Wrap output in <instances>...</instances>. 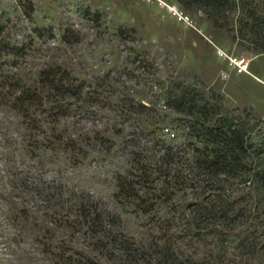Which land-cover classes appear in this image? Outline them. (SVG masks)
<instances>
[{
  "label": "rangeland",
  "instance_id": "rangeland-1",
  "mask_svg": "<svg viewBox=\"0 0 264 264\" xmlns=\"http://www.w3.org/2000/svg\"><path fill=\"white\" fill-rule=\"evenodd\" d=\"M229 16L214 26L203 11L176 0H0V264H74L79 253L97 264H132L107 236L101 238L105 247L93 246L96 237L80 210L95 204L118 215L120 228L113 232H122V242L153 240L154 221L167 204L148 201L144 206L154 202V209L143 215L114 199L115 176L135 180L138 160L154 170L161 193H174V204L191 200L189 190L178 191L179 174L172 171L187 173L186 166L162 172L164 164L153 157L158 140L185 150L179 155L186 159L195 142L186 136L187 120L163 106L162 84L169 80L220 95L225 113L248 124L253 148L247 164L264 168V53L238 34L240 7ZM217 49L250 59L241 73L248 76H231L235 71ZM48 67L62 68L90 90L108 77L115 96L133 98L155 116L121 114L107 106L115 97L103 93L99 104L68 100L55 122L49 106L36 111L34 128L18 114L14 97L36 87ZM155 124L163 128L158 137L143 134ZM227 190L231 198L255 197L237 181ZM259 229L264 232V224Z\"/></svg>",
  "mask_w": 264,
  "mask_h": 264
},
{
  "label": "trees",
  "instance_id": "trees-1",
  "mask_svg": "<svg viewBox=\"0 0 264 264\" xmlns=\"http://www.w3.org/2000/svg\"><path fill=\"white\" fill-rule=\"evenodd\" d=\"M176 2L182 7L192 6L203 11L214 26L219 21L228 22L236 6L240 7L238 34L244 38L248 36L255 48L264 53V0H240L239 5L236 0ZM109 80L108 77L99 80L90 90L91 86L71 77L60 67L45 68L38 74L36 87L18 90L14 97L18 103V114L30 126L37 128L36 111L43 112L49 106V115L55 117V122L66 113L68 100L78 102L86 99L99 104V97L106 93L115 97L114 102H107V106L112 105L121 114L130 111L155 116L154 110L141 102L123 98L124 95L115 96L114 86ZM162 91L164 106L187 120L186 136L195 142L190 145L188 154L191 156L186 159L179 155L185 150L158 140L161 144L159 150H154L153 157L155 162L164 164L162 172H168L172 166H186L183 168L187 173H182L181 169L172 171L179 174L175 177L178 191L189 190L192 198L174 204V193H161L162 185H153L154 170L138 160L136 171L139 175L134 176L135 180H129L122 174L115 176L114 199L117 204L137 208L143 215L154 209L157 200L162 199L167 204L166 214L154 221L153 240L146 245L122 242V232H113L120 228V217L104 213L93 204L92 209L81 207L80 210L83 224L96 237L93 246L105 247L101 238L107 236L109 244L120 250L126 261L130 260L132 264H264V232L259 229L264 224V218H261L264 207L260 206L264 203V168L247 164L253 148L249 143L247 122L240 118L236 122L237 119L229 117L222 105V97L214 92L206 96L183 82L170 80L167 85L162 84ZM162 129L155 124L152 131L144 130L143 134L158 137ZM233 181L247 186L250 194L255 195L253 201L243 197L231 198L227 187ZM151 189L150 198H146ZM148 201L154 202L145 207ZM190 247H194L195 254L189 251ZM77 256L74 264H97L83 253Z\"/></svg>",
  "mask_w": 264,
  "mask_h": 264
},
{
  "label": "built area",
  "instance_id": "built-area-1",
  "mask_svg": "<svg viewBox=\"0 0 264 264\" xmlns=\"http://www.w3.org/2000/svg\"><path fill=\"white\" fill-rule=\"evenodd\" d=\"M143 1L148 3L151 0H143ZM166 9L168 11H171V9L168 7H166ZM216 56L219 57L221 61H225L229 65V67L232 70H234L236 73H247L248 66L251 62V60L246 57H237L233 55H228L223 51H221L220 49L216 50ZM153 89L156 90L157 88L153 86Z\"/></svg>",
  "mask_w": 264,
  "mask_h": 264
},
{
  "label": "crops",
  "instance_id": "crops-1",
  "mask_svg": "<svg viewBox=\"0 0 264 264\" xmlns=\"http://www.w3.org/2000/svg\"><path fill=\"white\" fill-rule=\"evenodd\" d=\"M229 71H231V69H229ZM230 75L233 76V77H237V76L246 75V74H241V73H236V72L234 73V72L231 71ZM246 76H248V75H246ZM231 98H233L234 100H237L235 97H231Z\"/></svg>",
  "mask_w": 264,
  "mask_h": 264
}]
</instances>
